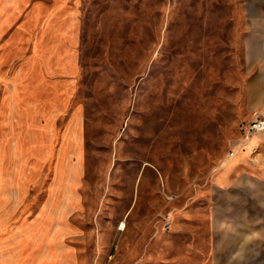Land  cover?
Returning <instances> with one entry per match:
<instances>
[{
  "label": "rangeland",
  "instance_id": "obj_1",
  "mask_svg": "<svg viewBox=\"0 0 264 264\" xmlns=\"http://www.w3.org/2000/svg\"><path fill=\"white\" fill-rule=\"evenodd\" d=\"M257 115L264 0H0V264H242L210 189Z\"/></svg>",
  "mask_w": 264,
  "mask_h": 264
},
{
  "label": "crops",
  "instance_id": "obj_2",
  "mask_svg": "<svg viewBox=\"0 0 264 264\" xmlns=\"http://www.w3.org/2000/svg\"><path fill=\"white\" fill-rule=\"evenodd\" d=\"M262 132L250 138L246 146L260 149L259 156L248 153V159L242 162L258 171L262 169L258 168L261 163L264 165ZM244 155L238 157L244 158ZM238 164L230 163L219 174V183L210 189L211 254L214 261L253 264L264 251V172H251Z\"/></svg>",
  "mask_w": 264,
  "mask_h": 264
},
{
  "label": "built area",
  "instance_id": "obj_3",
  "mask_svg": "<svg viewBox=\"0 0 264 264\" xmlns=\"http://www.w3.org/2000/svg\"><path fill=\"white\" fill-rule=\"evenodd\" d=\"M244 129L242 132L241 140H246L250 135L261 132L264 130V118H260L258 115L255 116L246 126L241 127ZM233 154V149L229 152Z\"/></svg>",
  "mask_w": 264,
  "mask_h": 264
}]
</instances>
